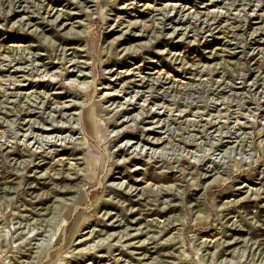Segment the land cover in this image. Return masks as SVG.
<instances>
[{
	"label": "rangeland",
	"instance_id": "rangeland-1",
	"mask_svg": "<svg viewBox=\"0 0 264 264\" xmlns=\"http://www.w3.org/2000/svg\"><path fill=\"white\" fill-rule=\"evenodd\" d=\"M0 264H264V0H0Z\"/></svg>",
	"mask_w": 264,
	"mask_h": 264
},
{
	"label": "bare ground",
	"instance_id": "bare-ground-1",
	"mask_svg": "<svg viewBox=\"0 0 264 264\" xmlns=\"http://www.w3.org/2000/svg\"><path fill=\"white\" fill-rule=\"evenodd\" d=\"M173 6V5H172ZM176 6V5H175ZM175 6H173L172 8H174ZM31 16H28V18H30ZM182 20H180V22H181ZM111 69V68H110ZM153 77V76H152ZM145 78V77H144ZM154 78H156V80H157V83L158 84H161L162 82H164V81H162L163 79H159V78H161V72L158 74V76L157 77H154ZM163 78V77H162ZM151 79V78H150ZM165 79V78H164ZM166 80V79H165ZM174 84V83H173ZM15 88H18V85H16V87ZM14 88V89H15Z\"/></svg>",
	"mask_w": 264,
	"mask_h": 264
}]
</instances>
